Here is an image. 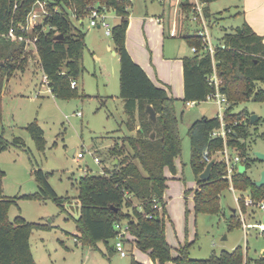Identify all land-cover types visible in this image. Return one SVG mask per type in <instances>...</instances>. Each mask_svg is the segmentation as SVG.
Here are the masks:
<instances>
[{"label":"trees","instance_id":"trees-1","mask_svg":"<svg viewBox=\"0 0 264 264\" xmlns=\"http://www.w3.org/2000/svg\"><path fill=\"white\" fill-rule=\"evenodd\" d=\"M38 1L45 4L48 15L30 33H21L18 26L27 25L28 15ZM197 1L202 5L207 25L222 16V12L210 13L207 7L217 0ZM130 6V0H0V94L3 80L16 71L23 72L28 64L24 42H11L2 37L12 27L17 34L35 38L40 69L46 76L52 95L59 100L77 96V80L83 72L82 59L86 48L83 21L88 18L91 9L106 14L112 11L119 19L111 28L110 38L119 61V97L126 114L124 125L127 134L116 139L106 152L105 158L116 160L115 165L104 167L100 174L85 173L76 182L77 241L91 247L101 242L108 251H114L109 245L116 237L114 225L125 222L129 226L131 246L148 253L156 264H264V257L248 258L247 251L241 246L231 251L212 253L207 259L195 260L188 256L192 243H185L177 249L175 257L171 256L164 233L163 194L167 180L164 171L166 168L175 171L174 160L181 153L175 110L178 100L154 85L128 54L125 35ZM192 7L193 3L185 2L182 12L189 15ZM182 39L196 51L182 59L184 96L181 102H204L212 92L207 84V78L213 71L212 58L204 50L199 31L185 34ZM213 60L221 79L220 91L227 101L222 118L231 132L226 136V145L244 159L245 172L233 171L232 187L234 191L247 193L258 203L264 200V186H255L247 171L258 162L252 155V145L256 139L264 142V133L258 132L260 119L250 124L247 111L234 113L233 107L245 102L264 103V89L260 87L264 85L263 39L243 21L232 32L224 33L215 47ZM72 82H75L73 88ZM147 106L154 110L155 122L150 121ZM219 125L218 116L202 117L195 120L187 131L189 165L197 185L193 197L196 214H217L220 196L229 190V182L224 178L223 140L211 136ZM26 130L36 150L43 152L46 145L44 133L36 121L30 123ZM2 134L0 152L7 149ZM13 145L21 146V139L15 138ZM211 161L209 179L203 181L199 175ZM48 175L41 169L34 170L37 192L21 198L52 201L63 209L67 198L56 195L48 183ZM3 177L4 172L0 169V264H36L30 249L31 235L35 230L49 231L52 226L27 222L20 216L10 221L8 211L11 206H16V201L4 197ZM237 202L244 214L247 207L243 197ZM155 204L162 206L161 214L154 209ZM150 214L153 217L148 219L146 215ZM249 217L253 219L254 212ZM241 225L238 218H229V229L240 228ZM131 264L138 263L132 260Z\"/></svg>","mask_w":264,"mask_h":264},{"label":"rangeland","instance_id":"rangeland-1","mask_svg":"<svg viewBox=\"0 0 264 264\" xmlns=\"http://www.w3.org/2000/svg\"><path fill=\"white\" fill-rule=\"evenodd\" d=\"M129 15H156L160 11V0H130ZM167 8V3L164 4ZM210 13L222 16L207 25L209 41L217 47L225 32L230 33L243 23L238 0H217L207 5ZM182 11V9H181ZM182 23L179 35L174 41L182 44L185 51L190 48L183 41L185 34H194L202 26L189 18H180ZM168 11L166 12L167 16ZM184 14V13H183ZM107 21L112 28L117 23L116 15L109 11ZM86 33V48L83 52V72L77 80V96L68 100L56 99L43 80V73L36 56L28 62L23 72L16 71L3 80L0 94V133L7 149L0 152V169L4 172L2 180L3 195L14 199L8 219L20 216L27 222L49 224V231H33L30 249L36 264H151L146 252L126 245L127 256L122 258L114 251H108L101 242L95 247L77 241L75 220L78 217L76 182L85 173L100 174L104 167L110 168L116 160L105 158L114 141L127 134L124 122L126 114L123 101L119 97V61L112 55V39L105 37L103 30L88 29V20L83 21ZM105 46L94 50L95 35ZM94 38V39H93ZM94 53V54H93ZM95 53L100 60L95 58ZM264 89V85H260ZM225 106L218 107L214 100L195 103L187 107L183 102L176 103L181 153L174 160V172L165 169L167 188L164 192L167 214L164 218L165 239L171 248V256L185 243H192L188 256L191 259H207L212 253L231 251L241 246L248 258L259 257L264 253V236L257 228H228L232 216L241 221H260L263 213L258 208L247 207L243 214L237 199L247 197L246 193L225 190L219 200L217 214H196L193 193L196 182L189 165L190 145L187 136L193 119L203 113L212 118L223 113ZM246 110L248 116L260 119L258 132L264 133V103L245 102L233 107L234 113ZM79 114V115H77ZM195 117V118H194ZM199 117V116H198ZM36 121L44 133L46 142L43 152H38L26 130ZM19 138L21 146H14L13 140ZM74 150L73 156L69 152ZM264 151V142L256 139L252 152ZM77 153L83 157L76 160ZM99 158V163L93 157ZM41 169L48 175V183L57 196L67 198L63 209L52 201L39 202L22 199L23 195L37 192L33 171ZM261 167L254 163L247 171L255 181ZM185 190V191H184ZM185 193H184V192ZM234 210V212H232ZM255 224V223H254ZM242 226V225H241ZM112 241L109 242V245ZM132 251V252H131ZM143 261H146L145 263ZM165 264H173L166 262Z\"/></svg>","mask_w":264,"mask_h":264},{"label":"crops","instance_id":"crops-1","mask_svg":"<svg viewBox=\"0 0 264 264\" xmlns=\"http://www.w3.org/2000/svg\"><path fill=\"white\" fill-rule=\"evenodd\" d=\"M185 2L192 3L193 1L160 0L159 3L161 8L160 11L157 10L156 15H129L128 27L125 35V48L131 59L143 69L154 85L163 88L170 97L178 101H181L184 96L182 59L192 54L191 50H188L189 52L185 51L182 44L174 41V39H176L179 35L180 28L182 27V23L179 21V13ZM238 2L240 7L239 13L243 21H245L250 26L255 34L263 39L264 43V0H238ZM166 3L167 8L164 5ZM167 11L168 13L166 16ZM183 13L184 12L181 11V19L184 17L189 18L188 14ZM118 21L119 19L116 17L115 22L118 23ZM95 29L96 31L99 30L98 27ZM172 29L176 30L177 34L175 37L169 36V32ZM94 37V47H96L97 42V47L94 50L98 51L100 47L105 46V44L102 40L98 41L97 34ZM111 53L112 55L117 56L114 49L111 51ZM94 56L97 60H100V57L96 55V53ZM202 117H206V115L199 113L196 118L194 117L195 119H193L192 123ZM115 164L116 163L113 165ZM259 165L261 167V164ZM196 188L197 186L195 187V190ZM247 197L249 196L247 195ZM165 199L163 194V200L165 204L164 210L166 215L167 211ZM232 212H234V210ZM243 221L245 224L249 225L259 222L256 220L251 221V218H248V221L243 219ZM241 228L244 231L248 229H243L242 226ZM130 248L133 251L135 247L130 246ZM246 254L248 256V253ZM260 256L264 257V253H262ZM143 262L145 263L146 261ZM151 264L156 263L152 261Z\"/></svg>","mask_w":264,"mask_h":264},{"label":"built area","instance_id":"built-area-1","mask_svg":"<svg viewBox=\"0 0 264 264\" xmlns=\"http://www.w3.org/2000/svg\"><path fill=\"white\" fill-rule=\"evenodd\" d=\"M192 1H193L192 2L193 7L191 10V13L189 14V17L193 22H196L202 26V29L199 31V36L202 38V41L204 43V50L210 54L212 58V64H213V71L211 75L208 76L207 78V84L212 89V92L208 94L207 96V100H214L216 104L218 105V107L221 108L223 105L226 106L227 101H226L225 96L220 91L221 79L218 76L214 68L213 54H214L215 48L211 46L210 41H209L207 23L203 17L202 5L197 0H192ZM47 15H48V12L46 11L45 4L41 1H38L28 15L27 25L18 26V28L20 29V32L30 33L36 25L42 23V21ZM87 20H88V28L98 27L99 29L103 30L105 36L111 37V28H110V24L107 21V14L105 12H99L96 9H91ZM176 34L177 33L175 29H172L169 32L170 37H175ZM2 37L8 39L11 42H24V54L27 56L28 62L33 61V57L36 56L37 63L39 65V57L37 54L34 37H25L22 34H17L15 32V29L12 27L5 34H3ZM190 50H191V53H194L196 51L194 47L190 48ZM43 80L44 82H46V85H47V79L45 75H43ZM74 86H75V82H72L71 87L73 88ZM48 90L51 93V90L49 88ZM185 105L187 107H191V106H194L195 103L187 102ZM222 116H223V113L219 114L218 116L219 122H220L219 128L217 130H214L211 133V136L213 138L220 137L223 140L222 157H223V160L226 166L224 178L227 179L229 182V190L234 192L232 183H231V176L235 169L238 170L239 165H243L244 159H241L236 153H234L231 149L227 147L226 136L231 132V128L227 127L226 123L223 121ZM82 157H83L82 153H77L75 156L76 160L81 159ZM93 160L94 162L99 163L98 157L96 156L93 157ZM243 202L246 207L258 208L264 214V200L258 203H255L250 197H246L243 199ZM154 209L159 214H161L163 210L161 205H156V204L154 205ZM146 217L148 219H151L153 215L152 214L146 215ZM241 224H242L243 229L257 228L260 234L264 236V224L262 223V221L249 225V224H245L242 218ZM114 229L116 231V237L113 241V250L114 252L118 253L120 257L124 258L127 256L126 245L131 246V243H130L131 239L129 237V226L127 223L121 222V223H116L114 225Z\"/></svg>","mask_w":264,"mask_h":264},{"label":"water","instance_id":"water-1","mask_svg":"<svg viewBox=\"0 0 264 264\" xmlns=\"http://www.w3.org/2000/svg\"><path fill=\"white\" fill-rule=\"evenodd\" d=\"M146 113L148 114L150 121L155 122L156 114H155V112L151 106L146 107ZM249 120H250V124H254L255 122L258 121V117L255 115H252L249 117ZM151 138H153V134L151 135ZM73 153H74V150H71L69 152V156L72 157ZM252 155L258 161V163L261 164V170L259 172V178L255 181H253V184L257 187H261V186H264V152L254 151V152H252ZM212 164H213L212 161L209 162L207 164V166L205 167L204 171L199 175V178L201 180L206 181L209 179L210 169H211ZM238 171L240 173L245 172V167L243 165H239ZM261 221L264 224V214L261 217ZM110 248L113 249V244L110 246Z\"/></svg>","mask_w":264,"mask_h":264}]
</instances>
